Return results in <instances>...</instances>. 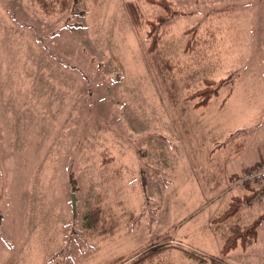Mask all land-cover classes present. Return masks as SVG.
Masks as SVG:
<instances>
[{
  "label": "rangeland",
  "instance_id": "1",
  "mask_svg": "<svg viewBox=\"0 0 264 264\" xmlns=\"http://www.w3.org/2000/svg\"><path fill=\"white\" fill-rule=\"evenodd\" d=\"M168 2L175 106L146 53L160 7L0 0V264H264V232L220 255L264 200L212 223L259 185L243 177L264 162V0ZM96 204L106 234L82 226Z\"/></svg>",
  "mask_w": 264,
  "mask_h": 264
},
{
  "label": "trees",
  "instance_id": "2",
  "mask_svg": "<svg viewBox=\"0 0 264 264\" xmlns=\"http://www.w3.org/2000/svg\"><path fill=\"white\" fill-rule=\"evenodd\" d=\"M73 1L74 3L78 2V0ZM143 1L149 5L160 7L163 12L162 15L155 17L153 20H151V22H146L149 27V30L147 32V37L149 38V45L147 46L146 53L148 54L150 62L156 71L155 75L159 83L168 89V99L175 106L179 98V89L176 86L172 74L170 75L171 67L169 66L168 62L162 57L161 52L158 49V42L160 39V34L158 33V30L163 24L166 23L168 17L173 14V10L171 9L168 0ZM37 2L42 6L46 13H50V10L52 9H57L59 13H63L68 9L69 4V0H37ZM126 7L132 24L135 27H139L141 24V17L137 6L134 3H127ZM217 88L218 86L212 87L209 83L208 86L199 90L195 95L189 96V99L198 98L199 100L196 103L195 107H205L209 104V99L217 93ZM246 187L248 188V186ZM253 197L254 194L252 196H246L244 198H232V200L229 202L225 210L219 215V217L214 218L212 220L213 225L220 227L222 223L228 222L232 218L236 217L239 214L241 206L243 204L248 203ZM101 213L102 212H100L97 204L91 209H89V211L86 212L83 216L82 226L84 227V229L90 231L91 233L106 234V229H104V227L106 226H103V216L101 215ZM263 221L264 216H260L246 226L232 227L230 229L231 231L229 234H224L223 236H221L223 243L222 248L220 250V255L225 256L228 252L237 249V247L239 246L242 249H246L247 247H249L252 243H254L258 227ZM101 225L103 229L102 227L101 229H99ZM113 227L114 225L111 228H108L111 230L110 233L114 232ZM189 255V257L192 258V254Z\"/></svg>",
  "mask_w": 264,
  "mask_h": 264
},
{
  "label": "crops",
  "instance_id": "3",
  "mask_svg": "<svg viewBox=\"0 0 264 264\" xmlns=\"http://www.w3.org/2000/svg\"><path fill=\"white\" fill-rule=\"evenodd\" d=\"M255 163V162H254ZM253 163V164H254ZM234 170H235V168H233ZM234 170H232V172H231V174L233 175L234 173H233V171ZM235 173H237V172H235ZM262 184V185H261ZM248 190V196H252L253 194H254V197L252 198V199H256L258 202H263V200H264V183H259V185L256 187H251V188H249V189H247ZM246 195V196H247ZM245 196V197H246ZM247 204V203H246ZM244 205L245 204H243L242 206H241V208H240V211H241V209L244 207ZM240 211H239V213H240ZM263 226V227H262ZM264 232V221L261 223V225L258 227V230H257V234H256V239H255V241H254V243H252L249 247H251L252 245H254L255 243H256V240L258 239V236H260L261 235V233H263Z\"/></svg>",
  "mask_w": 264,
  "mask_h": 264
},
{
  "label": "built area",
  "instance_id": "4",
  "mask_svg": "<svg viewBox=\"0 0 264 264\" xmlns=\"http://www.w3.org/2000/svg\"><path fill=\"white\" fill-rule=\"evenodd\" d=\"M259 163V165L256 164V166L244 174L243 181L254 183H260L264 181V162Z\"/></svg>",
  "mask_w": 264,
  "mask_h": 264
},
{
  "label": "water",
  "instance_id": "5",
  "mask_svg": "<svg viewBox=\"0 0 264 264\" xmlns=\"http://www.w3.org/2000/svg\"><path fill=\"white\" fill-rule=\"evenodd\" d=\"M70 200H71L72 213L74 215L75 214V208H76V204H75L76 199H75V196L74 195H71Z\"/></svg>",
  "mask_w": 264,
  "mask_h": 264
}]
</instances>
